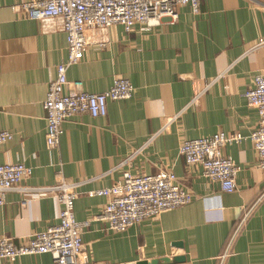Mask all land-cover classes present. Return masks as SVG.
Returning a JSON list of instances; mask_svg holds the SVG:
<instances>
[{"label": "crops", "instance_id": "0c3cea01", "mask_svg": "<svg viewBox=\"0 0 264 264\" xmlns=\"http://www.w3.org/2000/svg\"><path fill=\"white\" fill-rule=\"evenodd\" d=\"M27 1L0 0V130L12 134L0 142V164L29 166L25 186L53 184L57 170L82 181L74 215L89 225L77 264H218L223 253L222 264H264V169L248 138L259 116L244 97L254 75L264 74V45L254 49L264 38V0H199L196 11L179 6L173 22L164 18L131 32L111 25L107 46L89 44L67 79L102 92L123 76L133 93L109 100L104 116H72L53 150L45 143L43 102L56 65L66 58V37L61 18L29 19L12 9ZM215 132L242 136L222 146L238 165L232 192L202 176L201 168H188L179 153L183 140ZM161 168H171L192 193L188 203L120 232L96 218L107 198L88 196V190L110 186L125 171ZM59 207L52 196L9 192L0 206V237L26 240L56 224ZM0 264H53V256L23 255Z\"/></svg>", "mask_w": 264, "mask_h": 264}, {"label": "built area", "instance_id": "2783aa9c", "mask_svg": "<svg viewBox=\"0 0 264 264\" xmlns=\"http://www.w3.org/2000/svg\"><path fill=\"white\" fill-rule=\"evenodd\" d=\"M198 3L199 0H31L14 4L12 9L29 19H62L66 58L56 65V76L48 83L43 102L47 148H58L63 124L72 116H104L109 100L126 99L133 93L132 83L123 76H115L111 85L102 92H88L83 89L80 80L67 79L68 68L80 61L89 44L95 41L99 48L106 47L108 39L105 32L111 25H120L125 32H131L136 26H149L164 18L173 22L177 19L179 6L188 5L196 11ZM91 31L100 32V37L92 38ZM262 45L264 38L258 40L254 49ZM204 89L198 90L191 101L195 102ZM244 97L258 112V127L251 131L248 138L258 154V167L264 169L263 73L254 75L253 83L245 90ZM241 137L238 132H215L208 136L185 139L179 146V153L188 168H201L202 176L216 182L222 191L232 192L235 190L234 179L238 165L231 156L222 153V146L238 141ZM11 138V132L0 130V142ZM30 174L31 168L22 162L0 164V206L12 191L52 196L60 205L58 222L17 243L6 236L0 237V262L3 259L14 261L23 255L50 253L53 264H77V256L83 249L81 234L89 225L88 220L78 221L74 215V202L78 198V188L82 181L68 180L57 170V178L53 184L21 185V181ZM87 194L107 198L96 218L105 221L108 229L118 232L144 218L158 216L163 211L186 204L192 199V193L181 185L171 168H161L153 174H132L125 171L110 186L88 190ZM245 216L239 222L238 229ZM226 255L227 253H223L219 256L218 264L223 263Z\"/></svg>", "mask_w": 264, "mask_h": 264}, {"label": "water", "instance_id": "95a60500", "mask_svg": "<svg viewBox=\"0 0 264 264\" xmlns=\"http://www.w3.org/2000/svg\"><path fill=\"white\" fill-rule=\"evenodd\" d=\"M157 262L158 260L156 259L151 260L150 262H147L146 260H138V261L128 262L126 264H156Z\"/></svg>", "mask_w": 264, "mask_h": 264}]
</instances>
